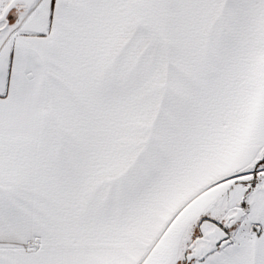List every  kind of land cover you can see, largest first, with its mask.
<instances>
[{
	"label": "snow or ice",
	"instance_id": "obj_1",
	"mask_svg": "<svg viewBox=\"0 0 264 264\" xmlns=\"http://www.w3.org/2000/svg\"><path fill=\"white\" fill-rule=\"evenodd\" d=\"M0 264H264V0H0Z\"/></svg>",
	"mask_w": 264,
	"mask_h": 264
}]
</instances>
